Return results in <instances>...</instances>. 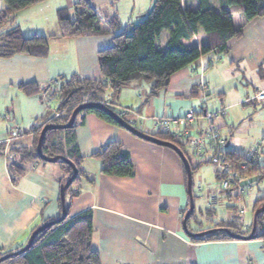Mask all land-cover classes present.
<instances>
[{
    "label": "crops",
    "instance_id": "1",
    "mask_svg": "<svg viewBox=\"0 0 264 264\" xmlns=\"http://www.w3.org/2000/svg\"><path fill=\"white\" fill-rule=\"evenodd\" d=\"M76 1L43 0L19 10L13 16L12 26H17L24 37H46L48 54L45 57L16 54L0 58V255L19 250L26 244L33 227H39L61 215L59 185L66 176L59 164L35 162L29 165L22 176L16 178L11 176L8 169L9 163L18 158L10 149L18 144L31 146L33 130L57 114L55 100L47 103L42 91L47 87L53 91L60 79L72 74L102 80L97 53L112 44V35L107 31L104 21L109 17H117L119 8L110 9L106 6L107 12L104 13L102 8L96 6L105 3L109 6V1L97 4V0H89L98 14L103 12L100 24L102 33L61 38L57 11L66 9L73 19L72 6ZM130 1L132 8L129 16L133 21L131 24H135L146 16L154 0ZM185 3L194 6V0H185ZM3 8V0H0V10ZM239 16L236 27L242 23V17ZM128 24L121 28L128 29ZM228 48L227 53L215 60L220 61L225 70L229 69V80L242 78L245 81V84L239 83L230 92L227 91L236 97L230 98L228 105L224 104V89L217 92L219 99L222 98L217 100L219 103L210 98L212 89L216 91L218 87L214 83L213 73L218 67L213 66L210 69L213 71L207 70L208 60H205V56L196 65L171 75L168 86L159 90L156 96L149 97L150 83L139 80L122 87L113 99L110 98L112 91L107 89L104 100H111L112 107L129 109L131 112L124 119L139 131L151 135L166 132L163 125L173 118L181 117L189 109L198 113L205 109L214 112L229 107L243 112L247 103L258 105L249 99L252 94L250 89L252 92L264 89V76L258 73L260 69L264 71V16L250 21L243 28L240 38L228 42ZM225 70L222 72L223 79ZM29 84L38 88L36 94H25L21 86ZM201 86L204 87L205 96H202ZM194 87L198 92L197 97H203L201 100L179 96ZM206 96L209 97L205 99ZM198 117L185 128L170 125V132L178 133L175 139L184 143L182 141L185 139L196 136L201 130L198 128ZM235 121L233 114L226 113L216 118L214 124L227 140L226 149L245 157L251 143L241 148L237 139H231ZM14 127H19L21 134L7 142L8 134ZM74 135L78 152L83 157L81 167L92 181L83 177L75 186L77 196L70 201L68 212L74 216L84 210H91L94 229L92 244L99 252V264H264V238L205 242L189 239L183 227L189 207L186 173L181 159L171 148L136 137L94 114L84 115L83 123L75 128ZM110 141L120 142L128 151L134 165L133 176L116 177L100 172V162L91 155ZM207 154L199 158L206 159ZM204 161L210 163L208 158ZM257 165L264 167V156L259 158ZM196 168L197 164L193 172ZM213 193L208 191V197L213 196ZM231 197V191L220 194L216 204L210 203V207L205 210V227L192 229L187 225L188 230L205 231L219 223L231 222L240 224L233 233L248 235L244 232L251 229L253 215L249 224L244 222V218L240 222L233 221L236 215L229 217L227 212ZM262 198L264 190L257 195L254 211L264 206Z\"/></svg>",
    "mask_w": 264,
    "mask_h": 264
},
{
    "label": "trees",
    "instance_id": "2",
    "mask_svg": "<svg viewBox=\"0 0 264 264\" xmlns=\"http://www.w3.org/2000/svg\"><path fill=\"white\" fill-rule=\"evenodd\" d=\"M40 1L43 0H3L4 8L0 10V58H9L16 54L47 56L46 37L41 35L24 37L17 26H12L15 13ZM72 7L73 19L66 9L57 11L61 38L94 36L102 33L100 29L102 19L89 0H77ZM235 14L242 17V23L238 27L233 24ZM262 16L264 0H194V6H189L185 0H154L146 16L140 22L132 24L129 29H120L116 16L105 19L107 31L112 35V44L97 53V64L102 80L82 78L77 74L60 79L56 89L52 91L56 94L57 114L33 130L34 139L31 146L18 144L10 149L18 157L8 165L13 178L22 176L32 163L54 162L59 164L66 176L59 185L60 191L61 186L72 176L73 169H76L73 182L65 190L66 217L63 221L39 232L24 253L12 254L0 264H99V252L92 244L94 229L91 210H84L74 216H70L68 212L70 201L77 196L75 186L83 177L92 181L81 167L83 157L78 152L74 130L83 123L85 114H94L108 123L119 125L102 110L85 108L76 114L70 128H64L72 112L84 104L101 103L116 113L110 104L111 100L108 104L103 102L106 90L112 91L110 98L113 99L117 97L122 87L139 80L150 83L149 97L156 96L159 90L168 86L170 76L177 71L196 65L203 56L209 55L210 63V60L227 53L228 42L240 38L243 28L253 19ZM258 73L264 76L263 69ZM21 87L27 95L38 92L34 85ZM179 96L191 99L197 97L198 92L194 87L188 93ZM194 113L200 115L202 111ZM46 125L50 126L40 143L41 153L46 158L42 159L38 155L37 146L40 131ZM153 136L174 143L187 158L185 143H181L170 133L159 132ZM225 154L230 164L239 170L242 178L257 175L259 179L264 177V167L245 163L244 156L233 151L226 149ZM91 156L100 162L102 174L116 177L133 176L134 165L129 153L118 141L106 143ZM61 157L70 164L61 160ZM240 164L244 167L241 168ZM190 168L192 174L193 168L191 166ZM261 201L264 202V198ZM58 202L61 210L60 194ZM193 215L192 210L186 218V227ZM255 222V238H264V211L256 215ZM226 224L228 223H219L211 229L192 232L193 235L189 236V239L194 242L231 239L233 232L229 231V224L228 226ZM36 228L30 230L29 237ZM250 232L251 229L244 233Z\"/></svg>",
    "mask_w": 264,
    "mask_h": 264
},
{
    "label": "rangeland",
    "instance_id": "3",
    "mask_svg": "<svg viewBox=\"0 0 264 264\" xmlns=\"http://www.w3.org/2000/svg\"><path fill=\"white\" fill-rule=\"evenodd\" d=\"M103 1H106V2L109 1L110 5L109 6L105 5L106 4L105 3L102 5H97L96 7L102 8L103 9L102 11H104V13L107 12V7H109L110 9L117 8V7L119 8V11L116 14H117V21L120 26V29H123L121 28V26H126V24L128 23H129L128 29L130 26H132L131 23L133 21L132 19L130 20V16H129V13L131 12V8H132V4L129 5V2H131L130 0H118V2H116L115 0H97L96 2L97 4H99ZM99 14H100L99 15L100 17L103 16V12ZM110 18L111 17H109L108 19ZM239 20H240L239 14H235L233 17L234 26L238 25ZM105 22L106 21H104V23ZM105 24L107 25V23ZM79 37H87V36H79ZM209 57H210L209 55H206L205 60L206 59L208 60ZM219 57L210 60L211 61L210 63H206L207 70L209 71H213V70H210L212 69L213 66L218 67L217 70L213 71L214 83L218 87H216V91L212 89L213 91L210 95V98L215 99V101L219 103L220 101H217V100H220L222 98L219 99V96H217V92L224 89V92H226L224 104L228 105L229 99L232 97L235 99L236 97L234 96L235 95L234 93H231L229 95L227 91L229 90L230 92L233 86L239 83H240L239 85L245 84V81L242 80V78L229 80V69L225 70V66L221 65L220 61L215 60V59H218ZM224 70H225L226 76L223 79L222 72ZM250 92L252 94L249 99L252 100L254 98V91L252 92V89H250ZM208 97L209 96H206L205 99ZM202 98L203 97H196L194 98V100H201ZM245 106L247 108L243 112H241L242 110H239V109L238 110L229 109V107L228 109L224 110L225 114L226 113L233 114V118L234 120H236L235 125H234L235 127L231 135V139H233L234 141H236L237 139L239 146H241V148L243 146H244L243 148H245L250 143L252 145V144L261 143V141H264L263 140L264 138V105L262 104L254 105V104L247 103ZM207 107L208 109L211 108L210 105H208ZM235 114L236 116L234 117ZM197 120L199 123L198 128L201 130L204 129L205 121L201 117H198ZM227 137H229L228 134H227ZM261 147H262L261 148L262 153L260 157H263L264 156V143ZM241 148H238V150H240ZM184 150L186 151L189 162H191V166L194 168L197 164V168L192 173V178H191L194 215L189 218L188 226L189 228H192V229L194 227H197L198 229H200V228H204L206 225L205 210L210 207V200H209L210 198L208 197L207 192L208 191L214 192L216 195V198L217 197L219 198V195L222 194L223 192L221 193L219 191V181L217 179L216 172L214 171L215 169L213 165L204 161V160H207V158L210 159V154L206 155V159L204 158L202 159L197 156H194L193 153H191V149L187 144L184 145ZM256 178L258 180L254 182L253 184L242 187V193L238 192L236 189L231 191L232 197H231V201H229L230 202L229 211H227L229 212V217L231 215L239 216V210L245 207L246 214L244 216L240 215V217L244 218L245 223L249 224L252 222V215L254 213L255 200L257 199V195L262 194V191L264 190V177H261L259 179V175H257ZM239 196H241V199H239ZM263 207L264 206H261L260 208H263ZM189 209L190 208L188 207L187 212H189ZM228 224L226 225L228 226L229 231L231 232H235L236 228H239L240 226V224H237V223L229 222ZM258 230L260 229L257 228V231Z\"/></svg>",
    "mask_w": 264,
    "mask_h": 264
},
{
    "label": "built area",
    "instance_id": "4",
    "mask_svg": "<svg viewBox=\"0 0 264 264\" xmlns=\"http://www.w3.org/2000/svg\"><path fill=\"white\" fill-rule=\"evenodd\" d=\"M201 90L203 93L202 96H205L203 86H201ZM42 96L47 99V103L49 104L56 98V94L52 93L50 87H47L42 91ZM251 101H254L257 104H264V89L255 91L254 98ZM103 102L108 104V101L106 100ZM203 103L205 104V101H203ZM113 108L116 110V114L122 119H124V117L131 112L129 109L125 108ZM224 115V110L210 112L205 109L202 111V113L198 116L205 121V128L198 131L197 135L192 137L190 140L185 139L184 143L190 147L191 153H193L194 156L201 157L206 153L210 154L209 161L216 169L220 192H228L236 189L238 192L242 193V186H240V183L244 181L245 178H242L239 170L230 164V160L225 154L227 140L218 132V129L214 124V120L216 118L220 116L223 117ZM196 117L197 115L194 111L189 109L181 117L173 118L170 121H167V125H163V130L170 133L173 137H177V132H170V125L177 128H185L188 124L194 122ZM128 123L130 124V122ZM20 134L21 129L19 127H14L8 134L7 142H10L14 138L20 136ZM263 143L264 141H261V143L252 144L249 147L244 157L245 163H249L252 166L258 164L261 155V146ZM239 166L241 168L244 167L243 164H240ZM239 199H241V196H239ZM216 201L217 198L214 194L210 197L211 205L216 204ZM244 213L245 207L239 210V216H236L233 221L240 222V215H243Z\"/></svg>",
    "mask_w": 264,
    "mask_h": 264
},
{
    "label": "water",
    "instance_id": "5",
    "mask_svg": "<svg viewBox=\"0 0 264 264\" xmlns=\"http://www.w3.org/2000/svg\"><path fill=\"white\" fill-rule=\"evenodd\" d=\"M85 108H96V109H100L103 112H105L109 117H111L116 124H118L120 127L124 128L125 130H127L128 132H130L131 134L135 135L136 137H139L143 140L149 141L151 143L160 145V146H164V147H168L171 148L173 151H175L177 153V155L179 156V158L181 159L183 165H184V169H185V173H186V179H187V194L189 197V212H186L184 219H183V227H184V231L186 233L187 236H191L193 235L192 232H190L187 227H186V218L187 216L190 214V212L193 210V199H192V183H191V178H192V174H191V168H190V163L188 161V159L186 158V156L184 155V153L180 150V148L175 145L174 143L171 142H167V141H162L156 137H154L151 134H147V133H143L141 131H139L138 129H136L135 127H133L131 124H129L128 122H126L124 119H122L121 117H119L115 112H113L111 109H109L108 107H106L105 105L101 104V103H89V104H84L81 106H78L77 108L74 109V111L71 114L70 120L67 124H65L63 127L64 128H70L72 126V123L76 117V114L81 111L82 109ZM50 125H46L44 126L41 131H40V136L38 139V146H37V152L38 155L42 158V159H46L42 153H41V148H40V143L43 139V136L45 134V132L48 130ZM61 160H65L67 163L70 164L69 161H67L66 159H64L63 157H61ZM77 171L74 168L73 169V174L72 176L64 183V185L61 186L59 194H60V205H61V215L59 218L44 223L43 225L37 227L30 235L28 242L19 250L13 252V253H6L4 255H2L0 257V262H3L7 259H9L11 257L12 254L14 255H20L22 253H24L30 246L31 243L33 241V238L39 233L41 232L44 228L51 226L53 224H56L58 222H61L65 219L66 217V210H65V190L71 185V183L73 182V179L76 175ZM257 178L251 177L248 178L244 181H242L240 183V186L244 187V186H248L253 184L254 182H256ZM260 211H264V207L263 208H259L257 209L254 214H253V223H252V227H251V232L246 235V236H241L239 234H231L232 238H243V239H254V232L256 229V222H255V217L256 215L260 212Z\"/></svg>",
    "mask_w": 264,
    "mask_h": 264
}]
</instances>
